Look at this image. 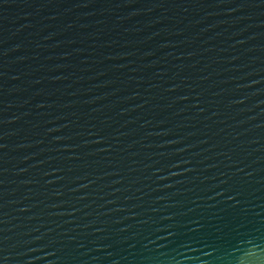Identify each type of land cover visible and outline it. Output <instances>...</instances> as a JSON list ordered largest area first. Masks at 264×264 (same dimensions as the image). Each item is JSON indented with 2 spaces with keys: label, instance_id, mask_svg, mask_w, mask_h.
I'll use <instances>...</instances> for the list:
<instances>
[{
  "label": "water",
  "instance_id": "1",
  "mask_svg": "<svg viewBox=\"0 0 264 264\" xmlns=\"http://www.w3.org/2000/svg\"><path fill=\"white\" fill-rule=\"evenodd\" d=\"M246 237L264 0H0V264H243Z\"/></svg>",
  "mask_w": 264,
  "mask_h": 264
},
{
  "label": "clouds",
  "instance_id": "2",
  "mask_svg": "<svg viewBox=\"0 0 264 264\" xmlns=\"http://www.w3.org/2000/svg\"><path fill=\"white\" fill-rule=\"evenodd\" d=\"M237 245L243 246L241 251L243 264H264V242L259 241L257 238L246 237L239 240ZM235 259L237 264H240V257Z\"/></svg>",
  "mask_w": 264,
  "mask_h": 264
}]
</instances>
